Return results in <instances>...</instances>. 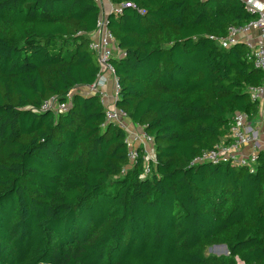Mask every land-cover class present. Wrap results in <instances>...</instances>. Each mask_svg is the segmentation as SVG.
<instances>
[{"label":"trees","instance_id":"obj_1","mask_svg":"<svg viewBox=\"0 0 264 264\" xmlns=\"http://www.w3.org/2000/svg\"><path fill=\"white\" fill-rule=\"evenodd\" d=\"M110 2L132 7L0 0V264H264V153L255 173L193 164L236 113L259 112L248 91L263 72L246 45L218 42L257 15L243 0ZM103 19L122 53L116 107L153 139L148 165L87 91ZM52 99L70 106L43 111Z\"/></svg>","mask_w":264,"mask_h":264},{"label":"built area","instance_id":"obj_2","mask_svg":"<svg viewBox=\"0 0 264 264\" xmlns=\"http://www.w3.org/2000/svg\"><path fill=\"white\" fill-rule=\"evenodd\" d=\"M244 3L249 12L257 15V19L246 25L231 27L228 36L218 40V42L223 48H230L236 44L246 45L250 50L249 56L254 58L255 67L261 70L264 74V46L256 44L255 41L253 42L247 39L243 40L244 37L255 33V31L259 32L260 37L264 39V1L244 0ZM131 7L132 5L130 4H125L121 7L111 6L109 14H114L118 17L122 15L124 8ZM106 27V21L104 19L100 20L98 23V30L93 34L95 35L98 33V41L95 42L92 39L90 47L97 53L98 62L102 72L95 85L89 87L87 91L89 95L100 96L102 103L107 109V121L117 123L120 127L124 128L127 123V116L116 107L119 88L115 76V70L111 64V60L115 57V53L119 55L122 53L118 51L114 39L107 31ZM110 77L114 78L115 91L113 92L115 95V101L112 99L113 96L111 95L110 99L113 100V103H111V106H108V108L105 104V98L107 96L109 97V94H107V87H109V80H111ZM248 92L251 101L257 103L259 109H262L261 114L264 118V81L261 86L251 88ZM70 99L71 98H69V100ZM69 106L70 103L59 104L56 99H52L44 104L43 111L52 110L56 113H63L69 108ZM249 121L250 117L248 115L244 113H236L232 119L229 133L223 141L213 150L205 152L201 157L197 158L193 164H229L231 166L246 167L251 173H255L261 147L257 137L253 134L248 125ZM145 143H153V139L145 134L143 128L140 134L135 135L132 138L127 137L126 144L132 162L136 161L138 158V150L142 149V146L145 145ZM248 151H251L249 155L246 154ZM149 172L150 169L147 168L146 173Z\"/></svg>","mask_w":264,"mask_h":264},{"label":"rangeland","instance_id":"obj_3","mask_svg":"<svg viewBox=\"0 0 264 264\" xmlns=\"http://www.w3.org/2000/svg\"><path fill=\"white\" fill-rule=\"evenodd\" d=\"M96 1L101 7L103 16H106V14L108 15L109 12L111 11L110 10L111 8L103 7V9H102V0H96ZM92 39H93V41L97 42L98 41V33L93 35ZM116 56H117V54H116ZM108 78H109V76H108ZM110 79H111L110 80V82H111L110 85L111 86L109 87V91L111 90V93H110L109 97L107 96L105 98V104H106L107 107L111 106V103H113V100L115 101V99H114L115 95H114V92H113V91H115L114 78L110 77ZM112 92H113V94H112ZM107 94H109L108 90H107ZM111 95L113 96V98H112L113 100L110 99ZM124 128H125V131L127 133L128 138L129 137L132 138L133 136L138 135V134H140L142 132V128H140L137 125H134L132 123H129V122L126 123V126ZM142 149L145 151V159H146V162H147V165H148V164H150V162L155 160V153H154L153 143H145V145L142 146ZM206 255L207 256L212 255V256L219 257V256H227L228 254L226 255V250L223 249L222 247H216V248L212 247V248H209L207 250Z\"/></svg>","mask_w":264,"mask_h":264},{"label":"crops","instance_id":"obj_4","mask_svg":"<svg viewBox=\"0 0 264 264\" xmlns=\"http://www.w3.org/2000/svg\"><path fill=\"white\" fill-rule=\"evenodd\" d=\"M244 1V0H243ZM261 1H264V0H261ZM111 2L110 0H102V9L103 7H106V8H111ZM109 15V14H108ZM106 14L105 17L108 16ZM104 17V18H105ZM250 40V41H255L256 44H260V45H263L264 46V39H262L259 35V32L255 31V33H252L246 37H244L243 40ZM110 80H109V87H110ZM109 87H107L108 89V93L110 95L111 93V90L109 91ZM261 111L262 109H259V112L257 113L256 116L250 118V121L248 123L251 131L253 132V134L257 137L258 141H259V145L261 147V152L264 153V118L261 114ZM251 153V151H248L246 154L249 155Z\"/></svg>","mask_w":264,"mask_h":264},{"label":"water","instance_id":"obj_5","mask_svg":"<svg viewBox=\"0 0 264 264\" xmlns=\"http://www.w3.org/2000/svg\"><path fill=\"white\" fill-rule=\"evenodd\" d=\"M216 247H222L223 249H225V250H226V255H227V254H229V252H228V249H227V247H226V246H215V248H216Z\"/></svg>","mask_w":264,"mask_h":264}]
</instances>
